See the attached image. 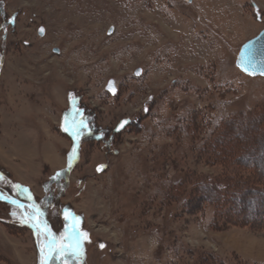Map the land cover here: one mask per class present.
I'll use <instances>...</instances> for the list:
<instances>
[{
	"label": "rangeland",
	"instance_id": "374dc122",
	"mask_svg": "<svg viewBox=\"0 0 264 264\" xmlns=\"http://www.w3.org/2000/svg\"><path fill=\"white\" fill-rule=\"evenodd\" d=\"M263 30L264 0H0V264H264Z\"/></svg>",
	"mask_w": 264,
	"mask_h": 264
},
{
	"label": "water",
	"instance_id": "95a60500",
	"mask_svg": "<svg viewBox=\"0 0 264 264\" xmlns=\"http://www.w3.org/2000/svg\"><path fill=\"white\" fill-rule=\"evenodd\" d=\"M185 2L191 3L192 0H184ZM254 10L257 14L258 20H260L261 15L259 13V8L254 4ZM111 33V32H110ZM39 35L44 36L45 30L40 28ZM58 53V50H55ZM237 68L245 75L251 78L263 77L264 78V30L255 38L247 41L241 48L240 53L237 57L236 62ZM141 74V70L138 71V75ZM107 90L112 94L116 95L117 87L114 80H110L107 85ZM129 120H123L119 123L116 127L115 132L121 133L125 130V128L129 125ZM107 165L98 166L97 172L103 173L107 170ZM0 199L3 202L9 203L11 205L17 206L18 208H25L26 205L21 202H13L10 198L6 197L5 195L0 193ZM28 215L27 213L25 216ZM36 226L39 227V220H36ZM54 251L52 250L51 253L46 257L45 264H50L51 259L53 257Z\"/></svg>",
	"mask_w": 264,
	"mask_h": 264
},
{
	"label": "bare ground",
	"instance_id": "6f19581e",
	"mask_svg": "<svg viewBox=\"0 0 264 264\" xmlns=\"http://www.w3.org/2000/svg\"><path fill=\"white\" fill-rule=\"evenodd\" d=\"M193 1V0H192ZM237 53H238V51H237ZM237 61V60H236ZM33 213V212H32Z\"/></svg>",
	"mask_w": 264,
	"mask_h": 264
}]
</instances>
